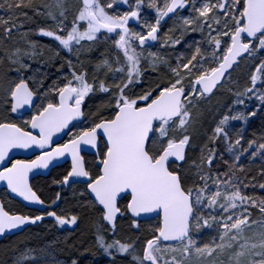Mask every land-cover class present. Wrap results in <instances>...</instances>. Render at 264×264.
I'll use <instances>...</instances> for the list:
<instances>
[{"label":"snow or ice","instance_id":"1","mask_svg":"<svg viewBox=\"0 0 264 264\" xmlns=\"http://www.w3.org/2000/svg\"><path fill=\"white\" fill-rule=\"evenodd\" d=\"M121 5L128 10L118 12ZM145 6L155 10L154 22L142 19ZM0 9L7 12L0 16V39L6 43L16 33L23 42L0 50V181L44 212L11 214L0 203V236L45 216L60 226L78 224V215L52 209L63 199L61 192L46 204L29 182L34 170L70 156V169L53 183L61 190L84 185L74 198L99 214L96 246L112 264L118 256L131 257L129 264H264V196L255 195L256 189L264 191V135L245 140L242 130L233 135L229 128L230 121L247 122L260 110L245 115L237 105L255 99L264 107V0H77L71 7L68 0H0ZM181 11L189 14L179 16L161 46L181 44L189 33L200 39L174 64L157 52L145 54L161 40L162 20ZM33 17L52 23L22 32ZM130 21L141 31L129 27ZM33 34L76 53V62L61 64L51 84L40 72L47 62L38 61L43 52ZM102 37L111 41L110 54L94 64L90 77L85 59L92 64V45ZM241 61L252 66L247 86L233 93L199 156L190 158L201 104L232 82ZM74 121L86 126L53 147V137L71 132ZM82 146L95 150L91 164ZM13 149L41 151L25 160L12 159ZM257 158L260 170L249 177ZM153 215L156 223L142 241L105 237L106 228L116 235L120 218L139 232L140 220ZM33 251L20 253L14 264H39ZM86 258L82 253L70 264Z\"/></svg>","mask_w":264,"mask_h":264},{"label":"trees","instance_id":"2","mask_svg":"<svg viewBox=\"0 0 264 264\" xmlns=\"http://www.w3.org/2000/svg\"><path fill=\"white\" fill-rule=\"evenodd\" d=\"M77 0H72V5H74ZM120 11H124L122 7H119ZM27 11V10H26ZM111 11V10H110ZM188 11H181L178 15H173L165 24L161 26L160 37L161 40H158L157 44L147 51L157 52L159 55L171 60L173 64L175 59L180 54H187L189 49L188 45L191 44L194 40H199L200 35L197 33L185 34L182 37L181 44L175 45L174 47H162L160 46L161 41L165 33L169 32V29H172L177 21L179 16H187ZM29 15L32 13L29 11ZM156 13L154 9L143 8L141 12L142 19H147L149 22H154V17ZM0 16H7V12L3 9H0ZM71 19V15H69ZM35 22L25 23L22 32H28L29 30H36L38 26H46L49 23V20H45L43 17H33ZM136 27L139 25L136 23ZM141 31L140 27L139 30ZM143 31H147L143 29ZM176 36H180L179 31L174 33ZM16 33H13V38ZM31 37H37V35H31ZM12 40H8L6 43L0 39V50L3 48L11 47ZM87 47V45H85ZM92 52L90 53V59L92 64L89 65L88 60L85 59V64L89 67V73L91 74V69L94 64L103 59L105 55L110 54L111 50V41L108 40L105 42L103 37L92 45ZM60 56L53 60L49 58L51 54L46 50L44 54V60L49 65L48 69L43 73H47V79L45 80L46 84H51L53 80L57 79V76L60 73L57 72V69L61 64L65 63L67 59H72L73 63L76 62V53L75 51L72 54L67 53L66 50H60ZM145 52V53H146ZM47 55V56H46ZM49 58V59H48ZM81 59H84L81 56ZM53 61H55L53 63ZM51 62V64H50ZM252 71V66L247 61H241L240 66L232 72V82L226 84L225 87L217 91L214 95L210 96L206 101H204L199 109V124L196 126V129L193 132V149L189 153L190 158H196L199 156V147L207 142V137L210 135L212 128L215 126L220 115L224 113L227 109V106L231 105L235 99L233 95L234 92L243 91L248 84V77ZM64 74L67 73V68L63 70ZM59 74V75H58ZM15 74L13 73V76ZM154 75V74H153ZM231 89V91H229ZM97 103L99 101H96ZM91 103V102H89ZM245 105H237L236 110L243 112L245 115L249 111H257L256 116L249 117L247 122L245 121H230L229 128L232 131L233 135L236 131L242 130V133L245 137V140H250L255 137L264 135V107L260 105L258 100H246ZM87 111V109H85ZM27 118V117H25ZM10 119H13L10 116ZM86 126L82 123L76 124L75 127L67 136L69 140L71 133L78 132L81 127ZM247 155V154H246ZM227 157V153H225ZM95 158L85 157V160L91 164ZM191 162V160H190ZM260 160L259 158L252 165L251 175H257L260 170ZM70 167L68 164L57 167L51 171L48 177H39L32 181L33 190L37 192V195L41 199L45 200L46 204H49L51 199L54 198L56 192H61L63 197L62 200L57 202V205H53L52 209L57 211L58 214L72 215L76 214L80 217V220L77 225L71 227H62L58 225L54 218L47 217L42 223L37 224L34 227H29L24 230L22 233L6 237L4 240L0 241V264H14V261L20 253L27 251L28 249H34L31 253L32 256H36L42 259L43 264L45 260L55 259L56 264H70L71 259H74L78 256H81L83 253L87 258L84 260V264H112V257L103 253L102 250H98L96 246V230L101 225V220L99 214L95 211L85 209L81 207L80 200L78 197L74 198V193L82 190L84 185H72L67 189L61 190V186L53 183L57 179H62L63 175ZM259 180V176L257 177ZM264 182V180H260ZM249 193L252 192L251 189H247ZM255 195L264 196V191L256 189ZM0 200L4 205L6 211H9L11 214H23V215H39L35 210L26 209L20 203L15 200L10 199L5 191L0 193ZM121 206L126 203V201H121ZM259 213L257 210H253V218H258ZM156 223V219L140 222L139 232L133 230L129 226L128 219L120 218L117 221V232L113 236L112 233L106 228L104 231L105 237L108 242H111L113 239L127 240L129 238L135 240L138 236L141 241L145 236L150 235L149 229ZM43 250V251H41ZM88 250V251H86ZM139 251V247H138ZM49 253L50 255H47ZM131 257H117L116 264H129Z\"/></svg>","mask_w":264,"mask_h":264},{"label":"water","instance_id":"3","mask_svg":"<svg viewBox=\"0 0 264 264\" xmlns=\"http://www.w3.org/2000/svg\"><path fill=\"white\" fill-rule=\"evenodd\" d=\"M172 16H173V14H169V17H165L164 20H162L161 24L165 23ZM130 22H133V21H130ZM157 42L158 41L152 42V46L150 48L154 47L157 44ZM11 117L13 119H15V115L14 114L11 115ZM78 123H80V122L74 121L73 125L78 124ZM70 129L71 130L73 129L72 125H70ZM69 133H70L69 130H65V132L58 133L56 136H54L53 137V147H55L57 144L66 143L67 141H65V139L67 138ZM82 148H83L82 155L94 156V152H95L94 149H90L87 146H82ZM40 151L41 150H39V149H27V150L13 149L12 152L9 153V156L12 159H25V160L35 159L36 156L40 154ZM64 164H69V166L71 165V157L70 156L60 157L58 161H54L52 164H50L47 169L34 170L32 173L29 174V182H30V184H32V181L34 179H36V178L48 177L53 169H55L57 167H60V166H62ZM0 167H2V166H0ZM81 185H83V184H81ZM67 188H69V187H65L64 189H67ZM2 191H5L7 196L10 199L17 201L22 206H24L26 209L35 210L37 213H39V215H43L44 214V212L42 210V207L40 205L33 204V203L28 202V201H25V200H23L22 197L17 196L15 193H11L10 190L7 189L6 183L3 182V181H0V193ZM0 203H2L1 200H0ZM46 218H47V216H45V219ZM153 219H156L154 217V215L150 219L149 218L141 219L140 222L150 221V220H153ZM40 223H42V222H37L34 225L33 224L23 225L19 229H13L10 232H6L4 235L0 236V241L4 240L6 237H12V236L18 235V234L22 233L24 230H26L27 228L34 227V226H36L37 224H40Z\"/></svg>","mask_w":264,"mask_h":264},{"label":"rangeland","instance_id":"4","mask_svg":"<svg viewBox=\"0 0 264 264\" xmlns=\"http://www.w3.org/2000/svg\"><path fill=\"white\" fill-rule=\"evenodd\" d=\"M132 2H134V0H130V3H132ZM68 4H69V7H71V4H72V0H68ZM121 6H124V8L125 9H127L128 10V6L127 5H121ZM120 6V7H121ZM117 11L118 12H123V11H120V9H117ZM124 11H126V10H124ZM179 18V17H178ZM178 18H177V20H178ZM49 23L51 24L52 22L49 20ZM133 30H135V31H138L139 30V27H135V28H133ZM197 34H199V33H197ZM32 40H34V41H36L37 42V44H38V51H42L43 52V56L42 57H37V59H38V61H40L41 63H43V62H45V60H44V54H46L45 52H46V50L49 52V54H51V52L53 51V54L52 55H50V57L49 58H52L53 60H55L56 59V57H55V53H56V51H58L57 50V43L55 42V41H53L51 38H48V37H41V36H38L37 35V37H30ZM13 40H12V44H11V46L12 45H14V44H17V42L19 41V37H18V35L16 34V35H14V38H12ZM19 45L20 46H23V42L22 41H19ZM85 45H87V44H85ZM160 46H161V44H160ZM86 47V46H85ZM145 54H147V52L145 53ZM47 56V55H46ZM48 58V59H49ZM29 63H32L31 61H29ZM50 64H51V62H50ZM33 67L35 68V67H39V65L38 64H33ZM48 67H49V65L47 64V66H45V67H40V72H45V70L46 69H48ZM59 75V74H58ZM90 77H91V74H90ZM71 226H73V225H64V226H62V227H71ZM211 237L210 236H206L205 237V239H210ZM39 262H42V259L41 258H39Z\"/></svg>","mask_w":264,"mask_h":264},{"label":"flooded vegetation","instance_id":"5","mask_svg":"<svg viewBox=\"0 0 264 264\" xmlns=\"http://www.w3.org/2000/svg\"><path fill=\"white\" fill-rule=\"evenodd\" d=\"M123 9H125L124 8V6H121ZM126 11H127V9H125ZM171 18V17H170ZM169 18V19H170ZM168 19V20H169ZM167 22V21H166ZM136 22L135 21H133V22H129V27H131V28H135L136 27ZM163 24H165V23H163ZM163 24H161V26L163 25ZM160 32H161V27H160ZM153 48V47H152ZM148 49H151V48H148ZM79 124V123H78ZM76 125V124H75ZM65 141H68L67 140V138L65 139ZM85 157H93V158H95V156H91V155H84ZM65 165V164H64ZM69 165V164H68ZM70 167V166H69ZM75 185H81V184H75Z\"/></svg>","mask_w":264,"mask_h":264}]
</instances>
